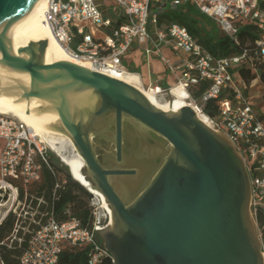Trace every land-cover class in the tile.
I'll list each match as a JSON object with an SVG mask.
<instances>
[{"label": "water", "instance_id": "water-1", "mask_svg": "<svg viewBox=\"0 0 264 264\" xmlns=\"http://www.w3.org/2000/svg\"><path fill=\"white\" fill-rule=\"evenodd\" d=\"M35 1L0 0V42ZM45 47L42 40L3 53L11 81L0 79V93L38 99L57 113L59 130L84 161L85 178L111 209V225L99 238L113 264H263L249 177L226 137L190 106L163 112L107 74L70 61L46 64ZM124 123L139 138L138 152L125 159ZM96 139L112 142L114 158L100 161Z\"/></svg>", "mask_w": 264, "mask_h": 264}, {"label": "built area", "instance_id": "built-area-1", "mask_svg": "<svg viewBox=\"0 0 264 264\" xmlns=\"http://www.w3.org/2000/svg\"><path fill=\"white\" fill-rule=\"evenodd\" d=\"M184 5H192L234 42L238 41L241 26L254 25L258 33L254 45L238 54L218 57L207 52L185 26L158 25L159 15L165 8ZM46 19L68 54L91 63L92 70L104 74L130 72L122 58L135 44L141 46L146 60L150 56L161 60L173 76L174 84L162 88L144 86L140 81V86L172 98L173 89H183L188 106L203 115L205 124L233 145L249 177V212L264 264V122L246 95L247 84L232 74L241 66L253 70L258 65L264 66V11L259 7V0H48ZM163 48L170 51L168 56L163 55ZM203 84L206 88L199 91ZM195 91H199L197 96L193 94ZM210 104L216 109L214 115L207 112ZM0 139L3 140L0 208L10 202L8 209H0L1 223L10 212L20 217L17 209L28 206L20 200L18 187L12 180L21 179L25 183L36 180L40 163H48L44 148L38 146L24 124L2 114ZM99 204L102 208L100 199ZM90 206L88 227L81 226L77 219L59 221L52 213H45L42 222L33 219L36 228L27 231L30 235L19 257L20 264H55L65 243L87 244V264H104L106 255L110 254L104 249L99 232L111 225V215L105 208L101 213ZM19 229L23 230L16 225L13 238Z\"/></svg>", "mask_w": 264, "mask_h": 264}, {"label": "trees", "instance_id": "trees-1", "mask_svg": "<svg viewBox=\"0 0 264 264\" xmlns=\"http://www.w3.org/2000/svg\"><path fill=\"white\" fill-rule=\"evenodd\" d=\"M259 7L264 11V0H259ZM173 23L185 26L207 52L218 57L231 56L240 53L242 49L251 48L258 36L254 25L245 24L238 31V41L234 42L222 34L212 21L200 14L192 5L167 7L160 13L159 26ZM232 74L236 80H243L248 85L258 80L264 88V66L258 65L254 70L241 66L234 69ZM204 88H206L205 84L199 87V91ZM199 91L193 94L197 96ZM207 112L214 115L216 109L210 104ZM260 115L264 122V112H260ZM2 145L3 140L0 139V147ZM46 156L48 165L40 163L38 179L26 183L21 179L12 180V183L18 187L20 200L28 205L30 211L35 209L40 213H52L59 221L77 219L81 226H90L89 201L94 195L79 182L73 180L63 165L54 161L51 156L47 154ZM63 172L65 174L62 178L60 174ZM87 180L90 181L89 178ZM90 183L92 185L91 181ZM38 199H42L43 203H39ZM36 218H39V215H36ZM44 219L43 216L40 219L41 222ZM26 220L10 212L0 223L1 264H20L19 257L26 249L30 234L23 233L22 229H19L13 238V231L16 225L20 228H36L34 224ZM88 250L89 246L85 243L76 245L65 243L55 264H87ZM104 264H113L110 255H106Z\"/></svg>", "mask_w": 264, "mask_h": 264}, {"label": "bare ground", "instance_id": "bare-ground-1", "mask_svg": "<svg viewBox=\"0 0 264 264\" xmlns=\"http://www.w3.org/2000/svg\"><path fill=\"white\" fill-rule=\"evenodd\" d=\"M48 0H36L27 10L25 15L11 28L7 37L0 42V79L2 85H8L10 79L5 70L1 67L3 53L10 49H22L29 42L46 41L44 51V61L50 64L56 61H70L92 70L91 63L76 59L68 54L65 48L54 36L52 29L46 19V9ZM26 56V55H25ZM109 76L124 81L136 87L157 109L171 113L178 111L181 107L188 106L184 100L186 92L181 88L173 89V100L161 104L157 99L158 90H149L140 86V79L136 73L131 72H110ZM20 82L28 83V78L24 75L19 77ZM43 102L38 99H17L11 94L0 93V114H11L17 118L28 129L32 137L39 138L40 142H45L53 150L61 161L69 168L74 180L86 186L96 195L101 203L102 208L111 213L104 196L91 187L89 181L85 178L82 170L84 161L77 153L70 138L58 127L61 123L57 113L42 109ZM198 118L206 123L203 115L197 114ZM68 143L74 154H66L64 145Z\"/></svg>", "mask_w": 264, "mask_h": 264}, {"label": "rangeland", "instance_id": "rangeland-1", "mask_svg": "<svg viewBox=\"0 0 264 264\" xmlns=\"http://www.w3.org/2000/svg\"><path fill=\"white\" fill-rule=\"evenodd\" d=\"M162 53L164 56H167L165 49H162ZM151 59H154L156 61L157 65L152 64V71H150V73H149L150 77L152 79L158 78L160 76L165 77V78L167 77V79H168L167 84H169V85L174 84L173 76L167 72L165 66L162 65L161 60L155 56H151ZM125 60H126V56H124L122 58V61H125ZM128 68L130 69V66L126 65L127 70H129ZM245 91H246V95L248 97H250V102H251V105L253 106V108L259 113L264 112V88L261 85V83L257 80L252 84L251 83L249 85L247 84V88ZM157 99L161 104H165L166 102H171L173 100V98L169 94H166V93H158ZM5 115L12 120L19 121L17 118L12 116L11 114H5ZM145 132L150 135V133L148 131H145ZM155 138L160 143V145H162V147H166V148L169 147L168 143L162 141L158 137H155ZM36 142H37L39 147L44 148V150L48 156H51V158L54 161L58 162L60 165H63L66 168V171L69 173V175L73 179V177L69 171V168L61 161V159L58 157V155L53 150H51L45 142H40L39 138H36ZM103 142L104 141L102 139L94 140V147H95V150L97 153H103L102 152V150L104 149ZM109 142H111V141H109ZM107 148H109V147H106V152L109 151ZM64 149H65L66 154H68L70 156H72L74 154L72 147L68 143H65ZM35 157L36 156H34V158ZM36 159L38 160V158H36ZM82 173L84 174V169L82 170ZM62 174H60V177L63 178L65 173L63 172ZM89 205L95 206L98 209V211L102 213L103 208H101V205L99 204V199L97 197H92L89 201ZM9 206H10V202H7L6 204H3V208H0V209L3 211V210L8 209ZM22 208L23 207L20 206L16 212L18 214H20L21 219H24V220L27 219L26 221L28 223H32L33 219L37 222L38 220H40L45 215V213H40L39 211H37L35 209L30 211V208H28L27 206H24V209H22ZM25 211H28V213L26 214ZM36 215H39V218H36ZM31 230L32 229H29L28 227H24L22 232L26 233L27 231H31Z\"/></svg>", "mask_w": 264, "mask_h": 264}, {"label": "crops", "instance_id": "crops-1", "mask_svg": "<svg viewBox=\"0 0 264 264\" xmlns=\"http://www.w3.org/2000/svg\"><path fill=\"white\" fill-rule=\"evenodd\" d=\"M141 46L135 44L131 51L126 55V60L123 61L124 65H129L130 69L128 71H131L132 73H136L141 81V83L145 86L147 85H158L162 88H167L171 85L167 84V77H158L155 79H152L149 75L150 71H152V64L157 65L156 61L154 59H151V56L146 60L141 51ZM166 50L167 56L170 54V51L166 48H163ZM163 66H165L162 63ZM166 68V67H165ZM167 70V69H166ZM168 72V71H167ZM169 73V72H168ZM164 76V75H163ZM257 80H254L251 82L254 83Z\"/></svg>", "mask_w": 264, "mask_h": 264}, {"label": "flooded vegetation", "instance_id": "flooded-vegetation-1", "mask_svg": "<svg viewBox=\"0 0 264 264\" xmlns=\"http://www.w3.org/2000/svg\"><path fill=\"white\" fill-rule=\"evenodd\" d=\"M123 131H124V139H123V159H125L129 152L136 154L139 150V138L137 135H135V127L130 123H124L123 125ZM104 149L102 150L103 153H98L99 159L102 162V159L104 157L106 158H114L111 150L113 147L112 142H109L108 140H103ZM106 147L109 151L106 152ZM122 164V163H121ZM120 164V165H121Z\"/></svg>", "mask_w": 264, "mask_h": 264}, {"label": "clouds", "instance_id": "clouds-1", "mask_svg": "<svg viewBox=\"0 0 264 264\" xmlns=\"http://www.w3.org/2000/svg\"><path fill=\"white\" fill-rule=\"evenodd\" d=\"M81 184V183H80ZM82 186H84L83 184H81ZM85 188H86V186H84ZM87 189V188H86ZM91 194H93L92 192H91ZM94 195V194H93Z\"/></svg>", "mask_w": 264, "mask_h": 264}]
</instances>
